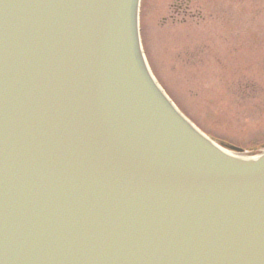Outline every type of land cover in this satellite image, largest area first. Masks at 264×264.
<instances>
[{
    "label": "water",
    "instance_id": "obj_1",
    "mask_svg": "<svg viewBox=\"0 0 264 264\" xmlns=\"http://www.w3.org/2000/svg\"><path fill=\"white\" fill-rule=\"evenodd\" d=\"M138 1L0 0V264H264V153L173 108Z\"/></svg>",
    "mask_w": 264,
    "mask_h": 264
},
{
    "label": "rangeland",
    "instance_id": "obj_2",
    "mask_svg": "<svg viewBox=\"0 0 264 264\" xmlns=\"http://www.w3.org/2000/svg\"><path fill=\"white\" fill-rule=\"evenodd\" d=\"M149 70L218 145L264 152V0H141Z\"/></svg>",
    "mask_w": 264,
    "mask_h": 264
},
{
    "label": "bare ground",
    "instance_id": "obj_3",
    "mask_svg": "<svg viewBox=\"0 0 264 264\" xmlns=\"http://www.w3.org/2000/svg\"><path fill=\"white\" fill-rule=\"evenodd\" d=\"M152 79V78H151ZM152 81L154 82V84L156 85V83H155V80H153L152 79ZM157 86V85H156ZM157 88H158V86H157ZM159 89V88H158ZM173 104V103H172ZM174 106V105H173ZM175 107V106H174ZM176 108V107H175ZM177 110V109H176ZM216 145V144H215ZM218 146V145H217ZM222 151H224V152H226V153H229V151L228 150H226V149H223L222 148ZM237 156H245L244 154H241V155H237ZM255 157V156H254Z\"/></svg>",
    "mask_w": 264,
    "mask_h": 264
}]
</instances>
